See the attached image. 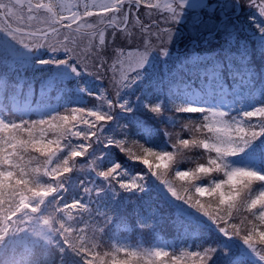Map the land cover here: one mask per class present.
Here are the masks:
<instances>
[{
	"label": "snow or ice",
	"instance_id": "obj_1",
	"mask_svg": "<svg viewBox=\"0 0 264 264\" xmlns=\"http://www.w3.org/2000/svg\"><path fill=\"white\" fill-rule=\"evenodd\" d=\"M0 264H264V0H0Z\"/></svg>",
	"mask_w": 264,
	"mask_h": 264
}]
</instances>
